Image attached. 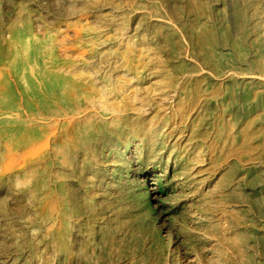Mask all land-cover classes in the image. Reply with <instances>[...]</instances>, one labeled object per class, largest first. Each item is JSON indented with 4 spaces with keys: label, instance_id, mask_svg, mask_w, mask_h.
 <instances>
[{
    "label": "rangeland",
    "instance_id": "1",
    "mask_svg": "<svg viewBox=\"0 0 264 264\" xmlns=\"http://www.w3.org/2000/svg\"><path fill=\"white\" fill-rule=\"evenodd\" d=\"M65 22L142 150L66 117V75L17 78L20 37ZM0 264H264V0H0Z\"/></svg>",
    "mask_w": 264,
    "mask_h": 264
},
{
    "label": "bare ground",
    "instance_id": "2",
    "mask_svg": "<svg viewBox=\"0 0 264 264\" xmlns=\"http://www.w3.org/2000/svg\"><path fill=\"white\" fill-rule=\"evenodd\" d=\"M89 19L96 21L98 16L85 18L86 21ZM72 30L77 32L75 25L65 22L56 26L53 31L46 30L41 37H35L33 33L31 37H20V48L23 55L19 57L21 68L15 70L17 78L23 82L27 78L26 74L30 73L29 69L32 70L34 66H44L40 73L41 76L53 79V81L66 75L68 81L66 84V117L72 115L73 122H78L82 117L101 120L108 124L109 129L117 133L131 128V139L126 138L123 150L119 149L117 153H124L127 157L142 150L147 145L149 137L158 133L142 128L147 124L141 119L130 121L128 111H136L133 104L135 97H122L120 94H123L121 90L123 86L112 87L109 84L104 90L99 89L96 78L93 76L80 80L71 77L73 74L71 70L85 65V54L94 53L97 46L84 43V41H89L87 38L90 36L85 32H81L83 39L76 41L73 45L70 36ZM69 54L77 56V62L68 66L59 64L61 57ZM73 107L76 113L72 111Z\"/></svg>",
    "mask_w": 264,
    "mask_h": 264
}]
</instances>
